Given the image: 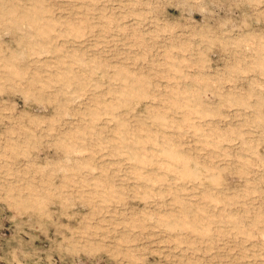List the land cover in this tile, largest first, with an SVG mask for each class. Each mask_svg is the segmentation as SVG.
<instances>
[{"label": "clouds", "instance_id": "9594fccd", "mask_svg": "<svg viewBox=\"0 0 264 264\" xmlns=\"http://www.w3.org/2000/svg\"><path fill=\"white\" fill-rule=\"evenodd\" d=\"M169 8L0 0V264H264V0Z\"/></svg>", "mask_w": 264, "mask_h": 264}, {"label": "rangeland", "instance_id": "374dc122", "mask_svg": "<svg viewBox=\"0 0 264 264\" xmlns=\"http://www.w3.org/2000/svg\"><path fill=\"white\" fill-rule=\"evenodd\" d=\"M172 3L177 5V8H169L168 9L169 13L173 16H179L180 13L178 11V7L180 5V0H172ZM196 18L199 19V17H196ZM16 102L20 104L21 107H23L22 100L17 98ZM12 215L13 213L11 211H8L7 209L0 211V245H4L5 241L11 238L13 233L16 230V224L13 223V221L10 219ZM25 231H28V229H25ZM54 231H55L54 229H50L49 235L53 236ZM32 235H36L39 237V239H36L34 241V246L36 248L46 250L50 246L49 240L44 235L40 233H32ZM28 238H29L28 236H23V239L25 241H27ZM54 259L57 261V264H61L59 256H55ZM105 260H107V258H105ZM63 264H72V262L69 259V260L64 261ZM84 264H89L86 258H84Z\"/></svg>", "mask_w": 264, "mask_h": 264}]
</instances>
